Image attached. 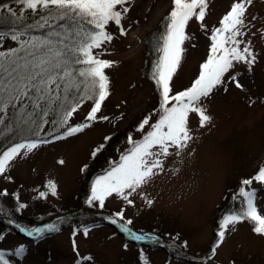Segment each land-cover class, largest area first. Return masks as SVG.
Segmentation results:
<instances>
[{
    "label": "rangeland",
    "instance_id": "obj_1",
    "mask_svg": "<svg viewBox=\"0 0 264 264\" xmlns=\"http://www.w3.org/2000/svg\"><path fill=\"white\" fill-rule=\"evenodd\" d=\"M236 2L206 0L203 21L193 17L188 22L185 33L189 38L181 45L170 95L185 91L198 78L200 66L209 55L212 32L221 26L220 21ZM123 7L128 11L122 13L120 24L109 22L105 27L111 41L92 49L95 58L110 62V67L104 69L109 94L96 121L86 120L94 102L85 100L67 125L60 126L62 90L52 94L60 100L42 102L39 109L21 110L16 105L0 113V155L18 143H38L30 152L21 150L0 174V212L10 219L20 216L21 222L26 220L20 222L21 226L30 231L41 227L39 235L34 232L26 239L13 230L8 232L9 226L0 220V253L8 264H191L170 256L155 241L141 246L125 243L106 224L95 225L86 233L79 229L73 238L68 221L44 224L80 209L75 216L93 219L89 213H110L118 221H131L133 229L158 235L172 254L179 253L198 263L264 264V235L255 233L248 220L230 225L222 241L218 236L221 202L227 193L232 195V202L244 207L240 189L255 192V205L264 215V184L255 180L251 185L242 184L264 166V0H251L246 5L242 35L237 37L241 49L248 46L252 51L254 63L233 61L222 83L199 101L210 120L201 126L198 114L190 113L191 139L187 146L179 153L170 148L168 156L161 155L162 165L154 169L150 179L134 192L125 190L127 200L113 193L101 207L88 193L94 182L87 175L94 172L89 168L93 152L107 137L125 130L153 102L156 110L148 117L149 123L143 130L137 128L132 140L142 139L162 114L160 91H156L152 78L144 77L142 69L146 38L157 25H167L172 0H128ZM17 47L10 38L0 41V52ZM171 103L174 101L169 107ZM43 112L48 115L43 116ZM85 123L91 126L73 135L63 133L60 139L55 136L65 128ZM32 137L34 140H26ZM130 144L121 143L112 159ZM50 182L56 186L55 194L48 187ZM75 206L76 211H70ZM21 248L23 252L17 254Z\"/></svg>",
    "mask_w": 264,
    "mask_h": 264
},
{
    "label": "snow or ice",
    "instance_id": "obj_2",
    "mask_svg": "<svg viewBox=\"0 0 264 264\" xmlns=\"http://www.w3.org/2000/svg\"><path fill=\"white\" fill-rule=\"evenodd\" d=\"M16 2L21 6L19 14L6 4L0 5V8L7 9L17 21L21 22L28 10H31L33 14L46 11L47 16H42L41 22L35 26H28V28L48 30L41 36L29 35V31L25 29L7 33L0 32V41L10 38L18 44L17 48L0 52V113H6L9 107L15 109L16 105H20L21 110H26L28 107L34 110L39 109L42 102L60 100L59 96L52 94L59 92L62 87L65 95L60 102L67 105L70 89L78 87V82L73 76V69L66 59L65 49H67L76 57L73 63L86 65L76 71L77 75L83 78L82 82L86 83L85 92H90L81 99H94V105L86 120L96 121L97 113L109 94L108 78L104 69L110 67V62L95 58L92 55V49L99 48L105 41H111L112 37L105 31V27L109 22L120 24L122 13L128 11L126 7H123L128 0H16ZM172 3L173 8L167 18L166 31L160 37L162 43L159 51L162 55L154 65L152 73V79L160 90L162 114L142 140L133 141L129 137L132 148L121 156L118 163L93 182L91 200L99 201L101 207L105 199L113 193L127 200L125 190L134 192L150 179L155 174L154 169L162 165L159 159L161 155L168 156L170 148H175L179 153L187 146L191 139L188 127L189 114H198L201 126L210 120L205 110L199 106V101L222 83V78L232 68L233 61H243L249 65L254 63L255 57L250 48L245 46L241 49V41L237 39L242 35L240 28L244 24L246 5L250 4L251 0H238L233 3L231 10L220 21L221 26L213 30L210 37L212 43L209 55L206 62L200 66L198 78L185 91L170 95V82L180 62L181 45L189 38L185 33V28L193 17L198 21H203L207 7L206 0H172ZM118 6H120L119 9ZM63 20L83 22L91 25L95 31H84L81 27L76 35L81 36L82 34V38L69 47L64 43L68 39L67 30L64 33L56 30L59 26L58 22ZM237 87L241 85L237 83ZM172 101L174 103H171L169 107ZM78 107L79 101L65 108L59 122L60 126L67 125ZM47 115V112H43V116ZM100 119L106 120L107 117H100ZM0 123H3L2 116H0ZM148 123V118H145L138 130H143ZM90 126L89 123H85L76 127H68L64 135H73ZM60 138L63 137H57V139ZM37 146V142L29 141L18 143L4 151L0 155V174L5 172L10 161L19 155L21 150L30 152ZM154 148H158V151H152ZM98 151H100L99 148L93 152V156ZM253 180L264 184V166L252 179L244 180L242 184L251 185ZM48 187L55 194V184L50 182ZM240 196L243 197L244 207L236 213L224 216L220 223L221 231L218 233L221 241L225 236V230L230 225L243 220L252 222L253 231L264 235V215L260 214L255 205V192L246 191L242 187ZM119 215L123 218L122 214ZM126 223L130 224L131 221H126ZM33 231L39 235L37 230ZM142 238L133 235V239ZM22 252L23 248L17 250V254ZM213 254H215V248ZM0 264H8L2 253H0ZM145 264H147L146 261Z\"/></svg>",
    "mask_w": 264,
    "mask_h": 264
},
{
    "label": "trees",
    "instance_id": "obj_3",
    "mask_svg": "<svg viewBox=\"0 0 264 264\" xmlns=\"http://www.w3.org/2000/svg\"><path fill=\"white\" fill-rule=\"evenodd\" d=\"M5 4L8 5L13 11L17 12V14H19V10H20L21 6L19 4H17L16 0L0 1V5H5ZM42 16H47V12L46 11L45 12L38 11L36 14H33L31 12V10H28L27 12H25L24 17H23V21L21 22V21H17L16 17L12 16L8 12L7 9L0 8V32L7 33V32H11V31H18L21 29H25V30L29 31V35H36V36L44 35L48 29L31 30L28 28V26H35L38 22H41ZM53 23L55 24L56 22H53ZM58 23H59V26L56 28L57 31L64 33L65 30H67L68 39L65 40L64 43L69 45V47H72L73 45H75L77 43V41H79L82 38V34H81V36L76 35V32L81 27L84 29V31H95L94 29H92L91 25L85 24L83 22L76 23V22H73L71 20H63V21H59ZM163 25H164V23H163ZM163 25L162 24L157 25L154 28V30L146 38V61H145V65L142 69V73H143L144 77L148 78V79L152 78L154 65L156 64L157 59L159 57V52H160L159 47H160V43H162L160 41V37L166 31V25H164V26ZM65 53H66V59L69 62L70 67L73 69V76H74L75 80L78 82V87H72L70 89V95H69V100L67 102V105L61 103L62 107L60 109L61 110L60 115H61V113H63L65 108L70 107L72 103H76L79 101V105H80L81 102H84L85 100H90L91 102H94V99H88V98L81 99V97H84L85 95L90 94V92L89 93L85 92L86 83L82 82L83 78L79 77L77 75L76 70L84 68V67H86V65L73 63V61L76 59V57L73 56V54L71 52H69L67 49H65ZM80 59H83V57H80ZM61 90L63 91V87L61 88ZM156 91L157 92L160 91L158 89V86H157ZM63 94L65 95L64 91H63ZM64 95H63V97H64ZM155 105H156L155 102L150 104L148 107V110L144 111L138 117H136L135 120L129 126H127V128L125 130L107 137L108 139H106L105 143L101 146L100 151L96 152V155L93 156V158H92V165H90L89 168L93 169L94 172H92L93 174L92 173L87 174L88 176L90 175V177H89L90 180H92L93 178H96L97 176H100L102 173H105L108 169H110V167H112L116 163H118V159L122 155L126 154V152L129 148L122 151L119 156L117 155L118 156L117 158L115 157L112 159V157L116 154L115 151L117 150L119 145L121 143H124L125 141H127V143H129V137L133 138L134 132L136 131L137 128H139L142 121L145 118H148L152 114L154 109L156 110ZM66 132H67V128H65L62 133L55 134V136L61 137V136H63L62 134L63 133L65 134ZM33 138H35V137L28 138L26 140H34ZM51 138H53V136L49 137V139H51ZM131 146H133V145L130 144L129 147H131ZM98 164H100V165H98ZM101 166L102 167L104 166L103 169L100 168ZM236 191H237V189H236ZM236 191L234 190V192H236ZM228 194L229 193H227L226 196L223 197L222 202H221L220 210H222V212H221L222 217H223V215H226V214L228 215L231 213H236L242 208L239 203L232 202L230 199L232 195H228ZM74 208L70 209V211H76V209L78 207L75 206ZM224 211H226V212H224ZM79 216L80 215L69 216L63 220L59 219V222L68 221V226L70 228H72V230H75V231L82 229V228H86V227L92 228L93 226L99 224V223H96V221H94L93 219L86 217V215H83L81 217H79ZM222 217L220 218V220L222 219ZM47 218H50V215L47 216ZM12 219H14L15 221H17L19 223L21 222L20 216L14 215V217ZM28 220H30V219H28ZM44 220H46V218L39 220V222L42 223V222H44ZM25 222H26V220H24V222H21V223H25ZM29 222H31V220ZM55 223H57V222H55ZM250 223H252V222H250ZM58 224H60V223H58ZM252 225H253V223H252ZM253 228H254V225H253ZM6 230H8V232H10L13 229L9 226L6 228Z\"/></svg>",
    "mask_w": 264,
    "mask_h": 264
},
{
    "label": "water",
    "instance_id": "obj_4",
    "mask_svg": "<svg viewBox=\"0 0 264 264\" xmlns=\"http://www.w3.org/2000/svg\"><path fill=\"white\" fill-rule=\"evenodd\" d=\"M93 217L95 218H98L97 216L99 215L98 213H94V214H91ZM0 220L1 221H4L8 224H10L11 226H13L16 230V232L22 236H27L26 234V231L22 230L21 227H19L15 222H13L9 217H5L3 216L1 213H0ZM105 224H108V225H115V219L112 218L110 215L107 216V218L105 219H101ZM162 248H164V246H162ZM166 249V248H164ZM178 256L180 258H182L183 260L187 261V262H192L188 257L186 256H183V255H179ZM194 264H197V263H194Z\"/></svg>",
    "mask_w": 264,
    "mask_h": 264
}]
</instances>
